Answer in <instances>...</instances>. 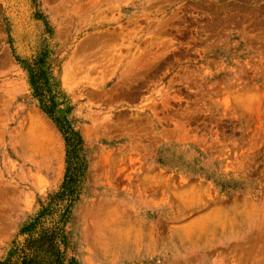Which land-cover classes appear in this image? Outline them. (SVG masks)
<instances>
[{"label":"rangeland","instance_id":"rangeland-1","mask_svg":"<svg viewBox=\"0 0 264 264\" xmlns=\"http://www.w3.org/2000/svg\"><path fill=\"white\" fill-rule=\"evenodd\" d=\"M136 228L264 264V0H0V264Z\"/></svg>","mask_w":264,"mask_h":264},{"label":"bare ground","instance_id":"bare-ground-1","mask_svg":"<svg viewBox=\"0 0 264 264\" xmlns=\"http://www.w3.org/2000/svg\"><path fill=\"white\" fill-rule=\"evenodd\" d=\"M134 231L135 233H122V235L106 239L105 241L99 240L91 244L86 242V240L84 242L85 245L92 248L90 253L92 256L102 257L104 254L107 257L112 252L120 253L122 256H132L135 253L141 255L149 254L160 257L163 264H178L182 252L189 253L192 251L190 247L184 246L186 243H175L165 238L155 240L146 229L136 228ZM85 253L89 255L88 250ZM89 257H87L88 260H90Z\"/></svg>","mask_w":264,"mask_h":264},{"label":"trees","instance_id":"trees-1","mask_svg":"<svg viewBox=\"0 0 264 264\" xmlns=\"http://www.w3.org/2000/svg\"><path fill=\"white\" fill-rule=\"evenodd\" d=\"M45 74L44 70L42 69H37L36 70V73H34V76H32V78L34 79V82H37L39 83V79L41 78V76H43ZM39 78V79H38ZM68 122V121H67ZM69 123V122H68ZM68 130L71 132L72 134V139L74 142H77V144L80 145V143H82V138L80 136V134H78V132H75L70 124L68 125ZM70 171H68V175L66 177V181L64 183V194H68L69 193V196L70 197H74L75 194H76V191H77V188L76 186H74L73 184L70 183L69 180L73 179L71 178V175H70ZM50 261V262H49ZM47 260L46 258H43L42 260H37V259H28L26 258L24 260V262L22 264H53L54 261L52 260Z\"/></svg>","mask_w":264,"mask_h":264}]
</instances>
